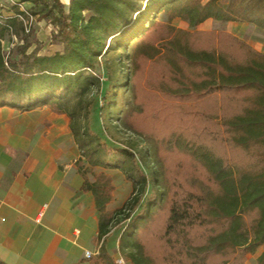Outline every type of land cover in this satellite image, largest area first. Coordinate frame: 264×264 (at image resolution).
<instances>
[{"label": "trees", "instance_id": "trees-1", "mask_svg": "<svg viewBox=\"0 0 264 264\" xmlns=\"http://www.w3.org/2000/svg\"><path fill=\"white\" fill-rule=\"evenodd\" d=\"M15 1L30 5L26 10L30 17L46 19L56 29L55 38L62 50L49 55L21 51L16 58H8L0 50V105L25 109L48 106L66 115L80 154L86 157L77 137L80 134L98 141L87 125L92 104L89 94L100 90L99 77L92 74L98 59L113 46L126 49L130 39H144L154 27L151 18L167 4L180 0H145L136 11L135 0H69L66 7L59 0ZM131 12H137L135 18L141 13L142 17L138 25L124 32L131 25ZM17 14L24 15L17 11L0 23V40L12 23L21 22L14 16ZM203 19L199 13L191 23L196 25ZM238 43L244 52L241 61L225 52L205 50L190 52L197 57L193 61L186 58L209 71L206 80L194 83L200 87L202 103L191 114L194 122L187 133L207 162L208 182L216 188L210 202H202L174 181L168 203L156 211L155 223L140 230L139 225L149 219L155 205L151 197L130 216L146 185L142 172L140 193L134 184L130 198L111 215L106 211L113 190L109 178L101 175L99 181H84L83 190L95 199L99 239L114 229L118 216L128 219L120 232L118 251L129 249V264H245V256L264 244V157L258 156L255 165L245 168L241 160L227 154L231 149L248 151L253 146L264 150V54ZM69 94L76 96L72 110L65 102ZM214 148L221 155H214ZM116 151L133 159L125 150ZM92 165L109 166L101 162ZM247 232L253 234L252 239ZM91 264L116 263L102 244ZM256 264H264V250Z\"/></svg>", "mask_w": 264, "mask_h": 264}, {"label": "rangeland", "instance_id": "rangeland-1", "mask_svg": "<svg viewBox=\"0 0 264 264\" xmlns=\"http://www.w3.org/2000/svg\"><path fill=\"white\" fill-rule=\"evenodd\" d=\"M59 1L67 6L68 0ZM144 4L145 0H135L133 11ZM29 6L0 0V23L17 11L29 18L26 12ZM198 12L204 19L193 25L191 22L196 20ZM136 13L131 12V25L124 32L138 25L142 13L135 18ZM151 21L155 22L154 27L144 39H130L126 49L113 46L98 59L92 74L99 77L100 90L89 94L92 104L87 117L88 128L98 141L80 134L77 137L82 145L81 153L86 156L84 167L90 180L99 181L103 175L109 178L112 192L115 188L122 189L119 182H123L132 189L136 184L140 193L141 172L146 177L140 202L130 216L151 197L155 205L149 219L139 225L140 230H147L155 223L156 211L168 203L174 181L176 186L182 184L204 203L210 202L216 192L215 186L208 182L207 162L194 149L196 143L187 133L194 122L191 114L202 103L200 87L194 83L206 80L209 71L187 59H197L190 52L205 50L225 52L229 58L241 61L244 52L238 42L264 54V0H180L167 4ZM56 33L46 19L38 21L31 17L29 32H25L23 22H14L4 32L0 50L8 58L18 57L21 51L53 54L62 50ZM75 100L74 94L66 96L69 110L75 108ZM216 121L219 122L218 117ZM116 150L129 152L133 159ZM213 153L221 155L215 148ZM227 154L241 160L246 168L255 165L258 156L263 158L264 150L253 146L248 151L231 149ZM96 162L109 166H93ZM118 209L107 212L111 215ZM127 223L128 219L117 217L116 237ZM247 236L253 238L251 232ZM263 250L264 244L253 254H247L245 264H256ZM128 252L129 249L119 252L125 264H129Z\"/></svg>", "mask_w": 264, "mask_h": 264}, {"label": "crops", "instance_id": "crops-1", "mask_svg": "<svg viewBox=\"0 0 264 264\" xmlns=\"http://www.w3.org/2000/svg\"><path fill=\"white\" fill-rule=\"evenodd\" d=\"M64 114L48 106L0 105V262L91 264L103 244L119 256L111 229L99 239L95 199L83 190L84 157ZM106 211L118 209L133 189L119 182ZM93 257L85 258V252Z\"/></svg>", "mask_w": 264, "mask_h": 264}, {"label": "built area", "instance_id": "built-area-1", "mask_svg": "<svg viewBox=\"0 0 264 264\" xmlns=\"http://www.w3.org/2000/svg\"><path fill=\"white\" fill-rule=\"evenodd\" d=\"M15 4H17V2L15 0H13ZM69 3V0L67 1V5ZM15 17H17V19L21 22L24 23V30L25 32H29V29H30V23H31V17L29 16V18H25L24 15H20V14H17V15H14ZM30 20V21H29ZM99 253V249L97 250V255ZM93 257V253L89 252V251H86L85 252V258L89 259ZM114 262L116 264H125L123 259L120 257V256H117L115 259H114Z\"/></svg>", "mask_w": 264, "mask_h": 264}]
</instances>
